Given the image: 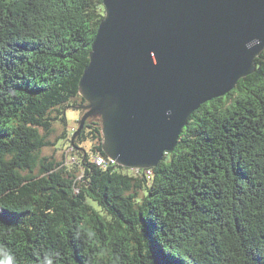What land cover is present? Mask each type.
Wrapping results in <instances>:
<instances>
[{"label": "trees", "instance_id": "16d2710c", "mask_svg": "<svg viewBox=\"0 0 264 264\" xmlns=\"http://www.w3.org/2000/svg\"><path fill=\"white\" fill-rule=\"evenodd\" d=\"M104 16L102 0H0V264H264V50L155 168L103 167L99 116L74 146L79 121L50 138L86 104Z\"/></svg>", "mask_w": 264, "mask_h": 264}, {"label": "water", "instance_id": "95a60500", "mask_svg": "<svg viewBox=\"0 0 264 264\" xmlns=\"http://www.w3.org/2000/svg\"><path fill=\"white\" fill-rule=\"evenodd\" d=\"M105 9L78 93L99 116L103 152L155 168L199 107L254 72L264 50V0H102ZM72 108V107H71Z\"/></svg>", "mask_w": 264, "mask_h": 264}, {"label": "rangeland", "instance_id": "374dc122", "mask_svg": "<svg viewBox=\"0 0 264 264\" xmlns=\"http://www.w3.org/2000/svg\"><path fill=\"white\" fill-rule=\"evenodd\" d=\"M65 118H66V125L57 123L55 125V133L54 136H52L50 139L51 141L55 140V137H57L59 134H61V131H66L68 135H72V129L75 127L76 122H78L81 118V110L80 109H75V108H67L65 111ZM64 143V139H58L56 142V147L59 149ZM63 152H66V149L62 147ZM61 151V153H62ZM43 155H49L52 153V150L50 148H45L41 151ZM69 153L67 154V160L70 161L69 159ZM60 159V156L58 157Z\"/></svg>", "mask_w": 264, "mask_h": 264}, {"label": "built area", "instance_id": "2783aa9c", "mask_svg": "<svg viewBox=\"0 0 264 264\" xmlns=\"http://www.w3.org/2000/svg\"><path fill=\"white\" fill-rule=\"evenodd\" d=\"M113 164H116L111 158L110 159H103V158H97V165L103 166V167H108Z\"/></svg>", "mask_w": 264, "mask_h": 264}]
</instances>
